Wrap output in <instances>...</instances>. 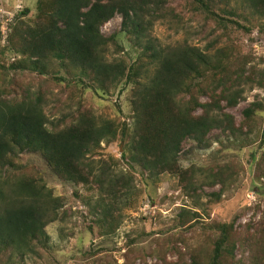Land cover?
<instances>
[{
  "label": "trees",
  "instance_id": "obj_1",
  "mask_svg": "<svg viewBox=\"0 0 264 264\" xmlns=\"http://www.w3.org/2000/svg\"><path fill=\"white\" fill-rule=\"evenodd\" d=\"M182 1L203 23L201 33L209 30L202 47H161L145 39L155 22L173 14L168 0H37L35 16L12 25L5 46L0 30V264L52 254L45 227L58 219L61 198L37 179L33 166L22 158L27 153L39 154L61 180L94 192L93 220L101 237L116 232L122 208L137 204V173L146 179L168 173L188 194L197 193L202 184H219L214 198L221 197L232 179L230 166L184 169L179 156L189 140L210 148L218 141L211 138L215 130L245 147L261 123L258 114L264 102L250 103L239 121L228 111L245 100L247 86L257 83L264 88V75L257 78V68H247L251 58L242 43L241 35L250 38L255 26L250 15L230 5L236 0ZM242 2L252 16L264 18V0ZM28 12L24 9L21 16ZM116 16L121 17L120 32L105 36L102 26ZM259 31L263 33L264 23ZM122 35L136 50L130 61L107 55L110 47L122 54ZM7 53L12 55L10 63ZM12 72L17 75L11 77ZM27 72L37 82L24 84ZM49 81L60 90L58 103L62 93L77 102L74 110L64 102L69 110L56 121L45 112L42 90ZM89 91L101 99L126 91L127 115L120 107L115 117L96 115L85 107ZM240 134L247 137L246 143L238 140ZM261 139L264 145V131ZM117 141L124 143L121 161L127 170L122 173L114 156L98 158L103 145ZM90 198L85 196V205L90 206ZM188 220L180 213L174 227ZM235 223L208 224L209 251L192 249L182 253L179 262L166 264H264V219L239 231ZM129 242L123 264H133L130 258L135 257L144 264L146 249L136 246L137 238Z\"/></svg>",
  "mask_w": 264,
  "mask_h": 264
},
{
  "label": "rangeland",
  "instance_id": "obj_2",
  "mask_svg": "<svg viewBox=\"0 0 264 264\" xmlns=\"http://www.w3.org/2000/svg\"><path fill=\"white\" fill-rule=\"evenodd\" d=\"M36 1L0 0L1 46L7 44L6 38L12 32V25L18 20L26 23L25 20L35 16ZM230 5L237 12L243 11L246 15H250L252 25L255 26L254 28L250 26L252 40L249 35L241 36L242 43L245 44L244 51L251 58L247 68L256 67L255 75L258 78L261 73L264 75V31L263 33L259 31L264 18L252 16L242 0L231 1ZM26 8L29 10L28 14L21 16V12ZM167 8L172 9L173 14L155 22L153 28L147 31L145 39H150L161 47L184 43L198 47L206 45L207 41L203 35L208 34L209 30L201 33L203 23L187 9L182 0H168ZM121 22V17L116 16L102 26L101 32L105 36L119 33ZM240 33H236L235 38ZM128 42L122 35L119 43L123 44L124 51L120 54L110 47L108 58L116 56L132 60L131 57L135 55L136 50L129 45L130 39ZM11 56V53L5 56L8 63L13 60ZM28 74L25 73L24 84L27 85L29 80L32 83L37 82L38 79H31ZM16 75L10 73L11 77ZM33 77H36V74ZM46 85V89L42 92L46 97L45 112L50 121L58 120L69 110L63 106L64 102L72 106L71 110L76 108V100L65 93H62L63 101L58 103L59 88L52 81L47 82ZM86 95L85 107L92 109L96 115L115 117L118 107L126 115L128 113L126 91L120 96L112 95L109 99H101L90 91ZM244 96V101L228 110L236 121L242 118V110L250 103L264 102V88L253 83L246 87ZM201 99L204 101L206 98ZM258 116L261 123L253 128L247 143L245 135H238V140L248 144L245 147H237L216 130L211 138L218 141L210 148H202L192 140L184 144L179 156L181 168L230 166L232 179H229L222 188L220 198H214V194L221 190L219 184L214 186L202 184L197 189V193L189 191L188 194L180 189L177 179L168 173L150 179L137 173L133 185L139 195L138 202L133 207L122 208L119 227L109 237L99 236V227L94 223L93 205L96 195L93 191L61 180L43 163L39 154H25L22 158H26L33 166L37 172V179L51 188L54 196L61 198L62 207L58 211V219L45 227L50 238L51 256L45 255L39 259L29 255L23 262L15 264H123L127 249L131 245L129 241L135 238H137L136 246L146 249L144 264L175 263L179 262L182 253H190L192 249L209 251L208 246L212 247V242L209 238L211 232L207 227L214 221L229 223L236 220L237 231L249 222H261L264 219V145L261 139V133L264 131V111ZM123 118L127 117L123 116ZM123 152L124 143L117 141L109 146L103 145V152L98 158L110 160L109 156H114L116 160H120L118 172L122 173L127 170V164L121 161ZM198 185L200 183L196 186ZM86 195L91 196L90 206L84 204ZM193 212L197 214L196 217ZM180 213H184L189 220L181 227H174L177 225ZM157 253L158 256H154ZM236 256H241V253L236 251ZM130 259L133 264H143L141 257ZM185 259L190 263L189 255Z\"/></svg>",
  "mask_w": 264,
  "mask_h": 264
}]
</instances>
